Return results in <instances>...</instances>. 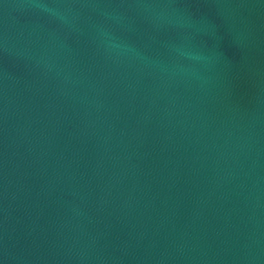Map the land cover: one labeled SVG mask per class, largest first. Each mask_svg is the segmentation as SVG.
I'll return each mask as SVG.
<instances>
[{
  "label": "water",
  "instance_id": "1",
  "mask_svg": "<svg viewBox=\"0 0 264 264\" xmlns=\"http://www.w3.org/2000/svg\"><path fill=\"white\" fill-rule=\"evenodd\" d=\"M0 264H264V0H0Z\"/></svg>",
  "mask_w": 264,
  "mask_h": 264
}]
</instances>
